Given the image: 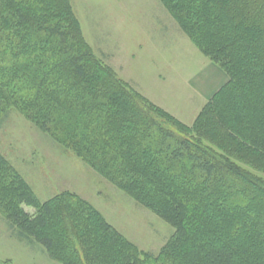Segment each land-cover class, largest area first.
<instances>
[{"label": "trees", "instance_id": "trees-1", "mask_svg": "<svg viewBox=\"0 0 264 264\" xmlns=\"http://www.w3.org/2000/svg\"><path fill=\"white\" fill-rule=\"evenodd\" d=\"M162 2L229 75L213 97L218 125L237 144L240 132L264 143V0ZM13 110L172 225L152 264H264V179L98 58L71 0H0V123ZM0 212L47 248L62 243L64 264H144L81 198L40 202L1 152Z\"/></svg>", "mask_w": 264, "mask_h": 264}, {"label": "rangeland", "instance_id": "rangeland-1", "mask_svg": "<svg viewBox=\"0 0 264 264\" xmlns=\"http://www.w3.org/2000/svg\"><path fill=\"white\" fill-rule=\"evenodd\" d=\"M71 4L98 58L191 132H200L204 142L264 179V143L240 132L237 144L230 132L218 125L222 115L213 97L229 75L193 42L162 0H71ZM0 152L40 202L64 193L81 198L126 242L146 254L144 264H152L150 256H161L174 233L172 225L17 111L0 123ZM21 207L32 217L38 215L33 204L23 202ZM62 249L60 242L49 249L37 238L23 235L0 212V261L64 264L54 256ZM95 263L104 264L102 259Z\"/></svg>", "mask_w": 264, "mask_h": 264}]
</instances>
